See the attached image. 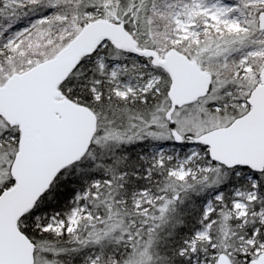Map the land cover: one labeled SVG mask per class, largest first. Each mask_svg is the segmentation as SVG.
Segmentation results:
<instances>
[{"label":"snow or ice","instance_id":"6c2138e0","mask_svg":"<svg viewBox=\"0 0 264 264\" xmlns=\"http://www.w3.org/2000/svg\"><path fill=\"white\" fill-rule=\"evenodd\" d=\"M0 264H264V0H0Z\"/></svg>","mask_w":264,"mask_h":264}]
</instances>
